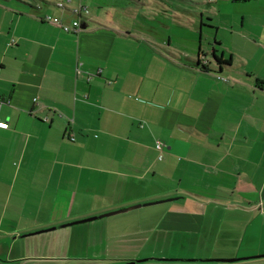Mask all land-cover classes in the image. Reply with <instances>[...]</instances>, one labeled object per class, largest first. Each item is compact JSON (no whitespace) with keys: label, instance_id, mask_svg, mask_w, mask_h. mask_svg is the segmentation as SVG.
Instances as JSON below:
<instances>
[{"label":"crops","instance_id":"1","mask_svg":"<svg viewBox=\"0 0 264 264\" xmlns=\"http://www.w3.org/2000/svg\"><path fill=\"white\" fill-rule=\"evenodd\" d=\"M148 1L0 0V264H264V0L210 53Z\"/></svg>","mask_w":264,"mask_h":264},{"label":"rangeland","instance_id":"2","mask_svg":"<svg viewBox=\"0 0 264 264\" xmlns=\"http://www.w3.org/2000/svg\"><path fill=\"white\" fill-rule=\"evenodd\" d=\"M38 1L42 3L43 1L49 0ZM138 1L140 3H147L148 0ZM211 1L149 0L147 11H160V14L154 16V20H151L150 23L146 24L145 22L141 21L146 24L142 27L144 30H150L152 34H168L171 36L172 44L176 46L183 47L188 45V47L191 46V48H194L196 51H198V53L199 48L202 47L203 52L207 50V52L210 53L215 35L217 34L218 38L226 39L228 37V33L222 28L215 30V28L209 27L208 25L212 22L214 25L218 24L219 21H221V23L226 22V19L231 17L234 19L240 18V15L243 13L242 10H240L242 9L241 3L233 2L232 0ZM129 2L132 4H137L135 1ZM110 11L112 12V10ZM127 21L128 20L126 18L122 17V23L125 24ZM200 22H202V25H200ZM132 24H134V21ZM138 25L141 26L140 23H138ZM200 33H202V37H200ZM181 37L186 39L179 41ZM191 39L194 40L192 44L190 43ZM69 141L72 140L70 139ZM190 188L194 189V187Z\"/></svg>","mask_w":264,"mask_h":264},{"label":"water","instance_id":"3","mask_svg":"<svg viewBox=\"0 0 264 264\" xmlns=\"http://www.w3.org/2000/svg\"><path fill=\"white\" fill-rule=\"evenodd\" d=\"M167 200H171V199H166V200H161V201H156V202H151V203H142V204L131 205L129 207H126V208H123V209H119V210H115V211H111L109 213L101 214V215L94 216V217H89V218H86V219L75 220V221H72V222H69V223H66V224H63V225H59L57 227H51V228H48V229H45V230L37 231V233L44 232V231L54 230L55 228H61V227H65V226H68V225H74V224H78V223H83V222L95 220V219L101 218L103 216H108V215H112V214L122 213V212H126L128 210H132V209H135V208H139L142 205L154 204V203H159V202L167 201ZM237 259H241V258H229V259H198V260H201V261L202 260H210V261H212V260H217V261H237ZM146 260H158V261L187 260L188 261V260H197V259L144 258V259H140L138 261H146Z\"/></svg>","mask_w":264,"mask_h":264},{"label":"built area","instance_id":"4","mask_svg":"<svg viewBox=\"0 0 264 264\" xmlns=\"http://www.w3.org/2000/svg\"><path fill=\"white\" fill-rule=\"evenodd\" d=\"M59 6L62 7V4H59ZM74 12L76 14H78V15L87 14L88 13V9H87L86 6L83 5L81 7H78L76 9H74ZM44 20L50 21L51 17L48 15V16L44 17ZM61 26H62L63 31H65V32L77 33V32L80 31V24H79V20L78 19H75V20H73V21H71L70 23H67V24H61ZM77 73H79V71ZM89 79H90V77H87V80H89ZM1 105H2V101L0 100V107H1ZM0 127L1 128H7L8 124L6 122L0 121ZM66 137L72 139V135L71 134H66ZM162 148H163V144L161 142L157 141L155 143V149L158 150V151H161Z\"/></svg>","mask_w":264,"mask_h":264},{"label":"trees","instance_id":"5","mask_svg":"<svg viewBox=\"0 0 264 264\" xmlns=\"http://www.w3.org/2000/svg\"><path fill=\"white\" fill-rule=\"evenodd\" d=\"M233 2H245V1H248V0H232ZM216 59H217V61L219 62V63H229V61H222V59H220V58H217V57H215ZM203 67L205 68V66L203 65ZM68 138V137H67ZM69 139H71V138H69ZM71 140H74V137L72 136V139Z\"/></svg>","mask_w":264,"mask_h":264}]
</instances>
